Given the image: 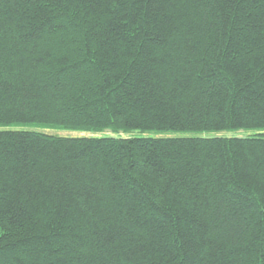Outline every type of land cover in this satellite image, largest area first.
<instances>
[{
    "label": "trees",
    "instance_id": "trees-1",
    "mask_svg": "<svg viewBox=\"0 0 264 264\" xmlns=\"http://www.w3.org/2000/svg\"><path fill=\"white\" fill-rule=\"evenodd\" d=\"M0 264H264V0H0Z\"/></svg>",
    "mask_w": 264,
    "mask_h": 264
},
{
    "label": "rangeland",
    "instance_id": "rangeland-1",
    "mask_svg": "<svg viewBox=\"0 0 264 264\" xmlns=\"http://www.w3.org/2000/svg\"><path fill=\"white\" fill-rule=\"evenodd\" d=\"M31 130L34 129V128H30ZM34 130H37V129H34ZM43 132L45 133H54V134H58V135H61V136H70V137H80V136H85L83 134H77V133H64V132H52V131H49V130H43ZM244 134V132H237V133H220L218 135L220 136H228V137H231V136H242Z\"/></svg>",
    "mask_w": 264,
    "mask_h": 264
}]
</instances>
